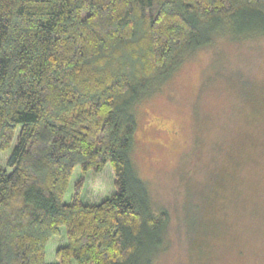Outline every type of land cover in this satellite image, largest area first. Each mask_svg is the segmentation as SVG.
<instances>
[{
  "label": "trees",
  "instance_id": "obj_1",
  "mask_svg": "<svg viewBox=\"0 0 264 264\" xmlns=\"http://www.w3.org/2000/svg\"><path fill=\"white\" fill-rule=\"evenodd\" d=\"M225 32L264 36V0H0V264H155L170 216L132 164L134 105ZM108 164L110 196L81 178L65 202L76 167Z\"/></svg>",
  "mask_w": 264,
  "mask_h": 264
},
{
  "label": "rangeland",
  "instance_id": "obj_2",
  "mask_svg": "<svg viewBox=\"0 0 264 264\" xmlns=\"http://www.w3.org/2000/svg\"><path fill=\"white\" fill-rule=\"evenodd\" d=\"M229 34L183 52L134 105L132 164L151 211L170 216L155 264H264V36ZM7 158L0 154L3 166ZM81 178L86 203L115 191L110 164L76 167L65 202ZM66 243L62 227L47 245L48 263Z\"/></svg>",
  "mask_w": 264,
  "mask_h": 264
}]
</instances>
